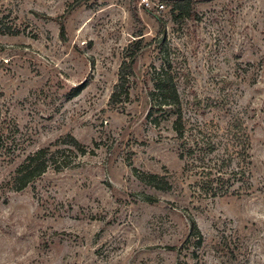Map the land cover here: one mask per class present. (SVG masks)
<instances>
[{
    "label": "rangeland",
    "instance_id": "rangeland-1",
    "mask_svg": "<svg viewBox=\"0 0 264 264\" xmlns=\"http://www.w3.org/2000/svg\"><path fill=\"white\" fill-rule=\"evenodd\" d=\"M183 1L0 0V264H264V0H191L189 16ZM131 55L129 101L112 105ZM162 60L230 194L212 199L184 172L173 117L149 123ZM245 133L248 158L231 140ZM69 136L88 154L16 192L25 158Z\"/></svg>",
    "mask_w": 264,
    "mask_h": 264
},
{
    "label": "trees",
    "instance_id": "trees-1",
    "mask_svg": "<svg viewBox=\"0 0 264 264\" xmlns=\"http://www.w3.org/2000/svg\"><path fill=\"white\" fill-rule=\"evenodd\" d=\"M183 2L188 6L191 4V0H185ZM190 12L191 8L189 6L186 15L189 16ZM60 29V35L63 39L64 28L62 25ZM134 58L135 55H131L128 61L122 63L120 66L118 82L110 97V104L112 105L125 102L128 103L129 101V80L134 77L132 68ZM162 61L160 67L151 68L150 81L152 87L147 92L149 100L147 119L149 123L158 127L162 122L168 121L173 117L172 130L180 143L178 147V158L184 163V172L197 170L198 172H196V175H198L199 178L195 183L197 189L209 195L212 199L230 194L229 189L233 187L232 183L230 184V178H225L226 174L219 170L216 174L212 173L213 169L210 168L207 163H204L206 155L212 154L217 150L216 144L210 138L200 136L198 133L187 135L183 122L181 100L177 88V74L173 71V67L169 61ZM83 85L84 84L73 92V96H77L82 91ZM67 139V141L63 142V145H66V149L51 152L49 147L43 148L25 158L14 173L13 183L16 192H21L27 188L48 170L51 169L59 172L69 169L76 164L78 158L88 154L87 150L72 136L67 137ZM231 140H236L234 145H238L241 155L248 158L247 151L250 147L248 135L246 133L238 135L233 134ZM93 153L94 151L89 152L91 155ZM234 155L236 156L239 154L232 150L227 156L225 164L232 163ZM133 171L138 175L135 170ZM238 173L243 175L244 172L241 170ZM232 175L234 176L235 173H232ZM138 179L159 190H166L170 187L167 182H164L163 186H159L156 182L158 177L155 175H147L145 177L138 175ZM191 239H195V244L198 248L201 246L202 235L192 218H190V230L187 241L189 242Z\"/></svg>",
    "mask_w": 264,
    "mask_h": 264
},
{
    "label": "built area",
    "instance_id": "built-area-1",
    "mask_svg": "<svg viewBox=\"0 0 264 264\" xmlns=\"http://www.w3.org/2000/svg\"><path fill=\"white\" fill-rule=\"evenodd\" d=\"M144 1H145L146 4L148 3V0H144ZM162 8H163V6L160 5V9H162Z\"/></svg>",
    "mask_w": 264,
    "mask_h": 264
}]
</instances>
